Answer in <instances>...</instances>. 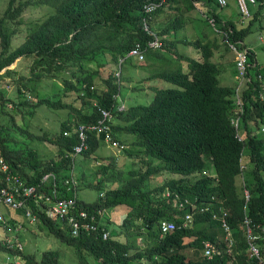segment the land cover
I'll list each match as a JSON object with an SVG mask.
<instances>
[{"label": "trees", "instance_id": "1", "mask_svg": "<svg viewBox=\"0 0 264 264\" xmlns=\"http://www.w3.org/2000/svg\"><path fill=\"white\" fill-rule=\"evenodd\" d=\"M5 1L7 7L0 13V83L10 77L15 90L8 94L0 90L1 155L29 186L40 185L39 192L50 196L51 201L55 200L53 192L57 190L68 199L76 194L77 210L95 215L109 236L104 238L103 229L73 235L66 222L54 215L44 201L42 205L31 202L36 217L34 223L24 209H9L14 211L9 215L14 221L15 214V223L3 214L6 224L0 221V226L5 225L8 236L0 243V257L6 256L14 263L65 264L61 250L37 248L33 238H18L16 229L20 224L36 239L38 234L31 227L37 226L38 233L59 243L60 249L70 250L77 264H139L140 260L148 264H260L256 259L252 262L246 253L248 245L243 226L246 218L251 220L252 226H264V135L261 131L264 101L253 99V95L244 90L242 97H246L242 98L240 126L236 129L232 120L239 109L237 97L234 87L221 79L222 70L215 62V53L226 51L224 39L233 44L244 41L257 27L264 29V0H256L258 9L247 28H244L237 0H227V5L221 9L217 0ZM152 6L157 8L148 11ZM33 8L43 10L44 14L42 18L27 21L24 15ZM199 11L206 13V19L199 16ZM189 16L193 17L194 22L189 20L196 33L200 32L198 39L189 43L200 50L201 57L190 60L187 72L179 69L160 72L157 77L153 73L117 82L118 74L123 75V65L132 60L129 52L139 43L164 38L165 49L171 53L177 34L186 31L184 18ZM210 17L215 20V31L222 37L221 42L211 40L204 30ZM20 37L23 43L15 48L14 41ZM148 54L156 56V53ZM26 59L30 65L27 73L21 74L17 67L25 65ZM16 63L18 66L13 67ZM115 66L118 68L114 69ZM106 72H109L107 77ZM155 79L172 86L160 87ZM98 80L104 81L107 90L92 88L97 87ZM52 83L61 85L57 101L50 92L45 94L44 91ZM141 83L151 85L144 96L148 104H141L140 98L134 97L127 100L125 112L119 111L115 97L126 93L120 88L135 89ZM68 96H77L81 108L66 102ZM67 109L71 113L66 118L61 117L59 131L52 129L41 136L32 132L37 111L48 116L49 112ZM106 112H109L107 117ZM82 127L88 128L85 129L88 148L75 156V148L82 144ZM92 127L98 129L90 131ZM17 133L26 135L27 139L19 141ZM107 136L128 146L123 149L124 153H133V159L138 164L144 163L148 171L141 174L132 171L123 176L111 159L108 165L98 167L97 174L102 171L105 178L92 188L99 196L93 202L86 201L79 194L90 188V184L85 186L86 174L78 158L100 160L97 158L102 149L100 143ZM40 142L54 146L55 155L43 157ZM241 161L251 167L246 177V187L251 193L248 204L240 187ZM208 170L217 174V181L201 175ZM158 172L179 175L180 179L145 190L146 177L149 179ZM47 175L48 180L42 183ZM119 177L123 178L117 189L101 187ZM71 179L72 184L77 185L68 191L64 183ZM104 190L106 195L102 197ZM167 190L200 208L211 202L213 206L208 213H195L192 223L183 227L191 206L179 213L178 208L166 201ZM213 198L225 202L221 205ZM122 206L129 208L126 218L122 212L115 213L120 219L124 218L122 224H116L106 214L103 220L104 214H99ZM221 207L238 239L235 262L226 254L225 229L221 222L225 216L219 212ZM162 221L174 222L177 229L162 236L159 230ZM255 233L261 235L257 228ZM138 240L144 248H137ZM206 243L212 247L211 256L206 255ZM258 243L260 260L264 263V241L260 239ZM36 250L42 251L41 255ZM5 260H0L4 261L0 264Z\"/></svg>", "mask_w": 264, "mask_h": 264}, {"label": "clouds", "instance_id": "2", "mask_svg": "<svg viewBox=\"0 0 264 264\" xmlns=\"http://www.w3.org/2000/svg\"><path fill=\"white\" fill-rule=\"evenodd\" d=\"M221 1H224V3H222ZM162 2H165V0L164 1L162 0ZM237 3L239 6V9L241 10L242 18L244 21V28H247L249 26L250 22L253 20V16L255 13L254 11H256L258 9L257 8V6H258L257 1L256 0H237ZM216 4L219 6L220 9L224 8L227 5V0H217ZM199 13H200V15H199L200 17H203L204 19H206L207 15L204 11H201V12L199 11ZM194 16L198 17L196 14ZM189 19H191V16H189L188 18L187 17L184 18V21L186 22V34H189L192 37L196 36V38L195 39H188L186 36H184L180 40H177L175 46L172 48V51L169 54L170 55L169 57L164 56L165 53L169 52L168 49H165L166 44H165L164 38H158V37H155L153 40H149L146 44L139 43L133 51L129 52L128 57L129 58L131 57L133 60L136 61V62H132L133 64L131 63L133 65V67L135 68V71H136V68H142L141 74L136 73V74H138V76L147 74L146 71L144 70V68L146 66H149V62H150L149 60L151 58L152 59H159L160 58L159 60H151V61L164 62L165 63L166 68L161 69L160 72H168L169 69H171V68H173L176 72L179 69L182 70L183 72H187L189 69L190 60L200 59V57H201L200 56V50H197L193 45H191L192 43H194L195 40L198 39L197 33H200V32L198 30L196 33L195 26L193 25L192 22H190ZM192 19H193V17H192ZM192 19H191V21H193ZM208 23L215 30V20L210 17L208 19ZM263 26H264V20H263ZM252 32H251L252 34L250 33V35L244 41L243 40L238 41V42L233 43V44H231L229 42V40L224 39L225 44H226V48L232 52V55L230 58L233 57V59L229 58V54H228L227 50L222 51V53H215L216 54L215 60L217 61V62L216 61L215 62L217 64H223L224 65L226 61H229L231 64L234 65V67L236 69L235 83L232 85H229V86L234 87L235 95L237 97L236 104L239 106V109H236V111L234 112V118L232 120V124L235 126L236 129L240 126L239 125L240 117H241L240 110L241 111L243 110L242 109V106H243L242 101L246 97V96L242 97V92L244 90H247V92H250L253 95L252 96L253 99L259 98L260 100L264 101V29L257 27L256 29L252 30ZM166 39L170 42V40L168 38H166ZM189 42H192V43H189ZM180 44L186 45L188 47V49L194 48L198 52H194V53L190 52L188 54L186 53V56H184V57L181 56L182 53H177V54H179V56H177L173 52L177 48V46ZM134 52H136V53H134ZM148 53H156V56L153 57V56L149 55ZM197 54H198V57H197ZM225 56H227L228 58H226ZM178 59H181V61H186L187 64L186 65L180 64L178 67L175 66L178 64ZM219 67L222 70L220 73L221 74L224 73L225 67L224 66H219ZM120 68L121 67L119 66V69ZM159 75L160 74L157 73V74H155V77L159 76ZM118 76H119V80L117 82L123 80V83H124L125 80L123 79V75L118 74ZM128 78H131V76H129ZM122 85H124V84H122ZM170 86H172V85H170ZM148 87L151 90V85H148ZM92 88L94 90L97 89V87H95V86H92ZM125 89H128V88L125 87ZM125 89H123V86H122V89L120 88V90H125ZM105 90H107V87L103 91H105ZM140 97L141 96H136L135 98H140ZM115 98L119 103L118 104V110L121 112H125L124 111L125 105H126L127 100H129V99H126V96L123 93H122V95L119 94ZM242 98H244V99H242ZM134 104H137V103L134 102ZM261 127H262L261 128L262 134L264 135L263 125ZM93 128L94 127L90 128L89 130L94 131V130L98 129L97 127H95V129H93ZM87 130H88V128H87ZM237 138L239 139V141L242 140V138H239V136ZM102 142L109 144L114 149L120 150V151H123L124 148L128 147V146H126V145L124 146L122 143H120L121 141L118 142L117 140H114L113 138H111V136H107L106 139ZM114 144H117V145H114ZM87 148H88V146H87ZM129 150H130V148H129ZM126 154H130V153H126ZM129 156L132 157V154H130ZM142 165L144 166L145 172H147L148 167L144 163ZM248 165L249 164L246 161L245 162L241 161V166H240V171H241L240 182H241V185H240V187L242 188V192H243L246 204H248V202H250V200H251V193H250L249 189L246 187V177H247V174L249 173L250 168H251ZM95 175H98L97 172H95ZM122 175H123V173H122ZM201 175L208 176L211 179H215L216 181L218 180L217 174H213V172L209 171V170L204 171ZM91 177H92V174L88 176V178H91ZM161 177L165 178L164 179L165 181L163 182L162 185H164L166 182H168L170 180H179L180 179L179 175H174V174H171L169 172H163V173L158 172V173L153 174L149 179L146 177V179H145L146 188H149L150 186L156 185V183H158V181H160V179H158V178H161ZM167 177H168V179H167ZM119 180H120V178L117 179L116 181L112 180L110 182V184L106 185L107 186L106 188L109 190L111 188L117 189V187H120ZM64 185L67 187V190L70 191L71 187H74L77 184L75 182H74V184H72L71 182L69 184H67L65 181ZM158 187H160V186H155L154 189L158 188ZM60 196H61V194H60ZM75 196H76V194H75ZM61 197L64 198L63 196H61ZM164 197H165L166 201H168L170 204H173V206L175 208L179 209V213L181 212V210H185L187 206H191L189 212L186 213V216L184 219L185 221L183 223V227H187L189 223H192V220L194 219L193 216L195 213H199V214L208 213V212H210V208L213 206V202H211L205 208H202V207L200 208L195 203H191V201L188 199L180 198V196L178 194H174L170 190H167L165 192ZM66 199H68V198H66ZM69 199L76 200V198L74 196L72 198H69ZM171 199L173 201H171ZM213 200L218 202L221 205L225 202L224 200H218L215 198H213ZM117 209H121V207L115 208L112 211L114 212ZM72 212L75 215L74 217L77 218L78 221L80 222V224L82 225V227H80L79 233L75 234L73 232L68 221H62V222H66L68 228L70 227L73 235L78 236L82 231H85V230L92 233V232H97V231L103 229V227L100 225V221H97L98 218L95 215H91L86 210L85 211L84 210L78 211L77 210V204H76L74 211H72ZM81 212L87 213L88 218L84 220L83 217H81V214H80ZM108 212L109 211H105L103 213L99 212L100 215L104 214V217H102L103 220L105 219V214H108ZM118 212H123V211L119 210ZM219 212L221 213V215L225 216L221 222H222V225L225 229L224 241L227 245L226 254H228L231 257L232 261L235 262L236 261V254H237L236 245L238 244V239H237V237L235 239L234 232H233L232 228L226 222L227 214H226L225 209L223 207H221ZM179 213H177L175 215V217H177V218L180 217ZM106 217H108V216L106 215ZM214 217H217V215L215 214ZM80 219H82L83 221H81ZM163 222L173 223L175 225L174 230L177 229V226L174 222L162 221L161 223H159V230H160V234L162 236H166L167 234L174 231V230L170 231L166 234L163 233L162 227H161ZM87 223H90L89 229L84 227L85 226L84 224H87ZM1 226L3 228H5L4 225H1ZM256 228L258 229V232L261 235H258L255 233ZM104 230L105 229L101 230L103 236H104V234H107V237H108L109 234ZM243 230H244L246 242L248 245L246 253L249 256L250 260L252 262H254L253 260L256 259V260H259L260 264H264L260 260L261 248H260V245L258 243V240H260V239L264 241V226H262V227L261 226H258V227L252 226L251 220L246 218L244 221ZM192 241H193V239L190 242H192ZM190 242H188V243H190ZM205 248H206V255L211 256L212 255V253H211L212 247H211L210 243H206ZM25 262L26 261H24V262L17 261L16 263L26 264ZM147 262L148 261L140 260L139 264H148ZM5 264H15V263L12 259L7 258L5 260Z\"/></svg>", "mask_w": 264, "mask_h": 264}, {"label": "rangeland", "instance_id": "3", "mask_svg": "<svg viewBox=\"0 0 264 264\" xmlns=\"http://www.w3.org/2000/svg\"><path fill=\"white\" fill-rule=\"evenodd\" d=\"M7 7V3L5 0H0V13H3L4 10L6 9ZM44 14V11L43 10H38V9H29L25 15H24V18L27 20V21H30V20H36L38 18H42ZM25 28V27H23ZM204 30L205 32L207 33L208 37L211 39V40H218V42H221L223 39L222 37L218 36L217 33L215 32V30L210 27L208 24L205 25L204 27ZM203 30V31H204ZM186 36L188 39H195L196 36L192 37L190 36L189 34H186V31H181L177 34V39L180 40L182 37ZM22 37V36H21ZM17 38L15 39L14 41V45H15V48L18 47L20 44L23 43V38ZM228 54H229V58L231 57L232 55V52L229 51L226 47H224ZM174 52L176 53H182L181 56H186V53H194V52H198L196 49H188V47L184 44H180L177 46V48L174 50ZM170 52L168 53H165L164 56L165 57H169L170 55ZM179 58V57H178ZM160 59V58H159ZM159 59H150L149 61V66H146L144 68V70L146 71L147 75L148 76H152L153 73L154 75L157 74V73H160V70L161 69H165L166 68V65L164 62H154V61H151V60H159ZM231 59V58H230ZM20 60V59H19ZM18 60V61H19ZM27 61H25V65L23 66H18L16 63L13 67H15L16 65L18 66L17 69H21V74H26L28 71L27 67H29L30 64H28V59H26ZM216 61V60H215ZM132 62H136L135 60H131L129 62H127L126 64H124V67H123V79L126 81L128 79L129 76H131V78H141L138 76V74L136 73H139L141 74V71H142V68H136V71H135V68L133 67V65L131 64ZM217 62V61H216ZM180 64H184L186 65L187 62L186 61H181V59H178V64L175 65V66H179ZM225 68H227V66L232 69V64L229 62V61H226L225 62ZM111 67V66H110ZM150 69H149V68ZM114 69L118 68V66H115L113 67ZM169 71H174L173 68L169 69ZM108 73L109 72H106L105 76L107 77L108 76ZM138 76V77H137ZM157 77V76H156ZM18 76H15V79H17ZM144 78V77H143ZM147 81V80H146ZM155 84H157L158 86L160 87H169L170 84L161 80V79H155ZM136 82L133 81V85L135 84ZM136 85V84H135ZM149 84L147 83H141V84H137L136 88L134 89H131V87H127L128 89H125L124 91L127 93H125V96H126V99L130 98L129 100L133 99L134 97L136 96H141L140 99H139V102H141V104H148V100H146V98L144 96H146L148 94V91L150 90L149 87H148ZM61 88V85H54V83H52L51 85H48L46 86V88L44 89V91H46L45 94H47L48 92H50V95L51 97L57 101L59 99V96H58V93H61L62 89ZM97 88L99 91H103L105 88H106V85L104 83V81L102 80H98L97 81ZM0 90H3L5 91L7 94L8 93H11L15 90V86L14 84L12 83V78L10 77H7L5 78V80H3V82L0 83ZM131 90H134L133 92ZM53 95H56V96H53ZM70 95V94H69ZM131 96V97H130ZM66 102L68 103H71L75 108H81V100H78L77 99V96H68L66 98ZM152 103V102H151ZM11 108V107H10ZM40 112V113H39ZM39 112L37 111V116L34 118L33 120V124H32V132H34L36 135L38 136H41L43 133H45V131H52V129H55V130H60L61 128V125H60V122H61V117H65L66 118V115H68V113H71V110L70 109H67V110H64V112L62 111H59V112H49L47 113L46 115L48 116H44L43 115V112L39 110ZM20 119V118H19ZM20 121V120H19ZM18 140H23V139H27L26 135L24 134H18ZM37 145V144H36ZM39 150H40V153L43 157L45 158H51L52 156H54L55 154V147L52 146V145H49L47 143H43V142H40L39 143ZM118 154H121L119 153L118 151H116ZM130 152V151H129ZM130 154H133L130 152ZM117 155V154H116ZM122 155V154H121ZM119 156V155H117ZM128 156V159L125 158V157H121L119 156L120 159H125V164L123 166L124 169V173H123V176H128L130 175V172L129 170H131V168L134 170L133 168V164H132V158L133 156H129V154H127ZM131 160V161H130ZM135 162H137L136 159H133ZM138 163V162H137ZM160 179V181H158V183H156V185L154 186H150L149 188H146L145 190L147 191H151L154 189L155 186H161L163 184V182L165 181L164 177H161V178H158ZM168 179V177H167ZM93 178L91 177L90 178V182H93ZM91 185V184H90ZM94 187V185H92ZM111 190V189H110ZM81 195H83V197L85 199H87L88 201L90 202H93L99 195H98V192L93 189V188H85V190L83 192H81ZM80 195V196H81ZM106 195V191H102L100 196H105ZM121 210V209H119ZM114 212L113 211H110L108 212V214H106L109 218H112V220H115V223H121L123 222L124 218H126L127 214H128V211L127 213L125 214V212H122V216H124V218L120 219L119 217H117L116 215L112 216ZM121 215V214H119ZM115 216H116V219H115ZM114 222V221H113ZM21 228V229H20ZM34 229L35 232H37L38 234V240L36 241L37 243V248H39V246L42 248V249H46V248H52L53 250H56L58 252H60V250L62 251V254H61V259L64 261L65 264H77V261H76V257L73 255V253L67 249L64 248L63 250V247L60 249L59 246L56 242V244L54 243L55 241H53V239H50V238H46L45 235H43L42 233H38L39 232V228L37 226H34V227H31ZM18 231V233L16 234V236L20 239L22 238H33L34 241L36 239V236L33 235V236H30L29 233L27 231H25V227H21V225L19 224L18 226V229H16ZM8 236V233L6 232V230L0 226V243L6 239ZM124 238H122L121 240H123ZM137 248H144V244L141 243L139 240L137 242ZM54 247V248H53ZM37 251V250H36ZM39 255H41L42 251H37ZM189 257V256H188ZM192 255L189 257L191 258ZM194 261H196L195 259H193ZM5 264V263H4Z\"/></svg>", "mask_w": 264, "mask_h": 264}, {"label": "built area", "instance_id": "4", "mask_svg": "<svg viewBox=\"0 0 264 264\" xmlns=\"http://www.w3.org/2000/svg\"><path fill=\"white\" fill-rule=\"evenodd\" d=\"M164 1V0H163ZM224 3V1H221ZM157 8L156 6H152L148 9V11H151L153 9ZM136 53V52H134ZM105 116H109V113L106 112ZM87 129V128H85ZM84 127L81 128V134L80 137L82 139V144L80 146H77L75 148L74 155L81 154L86 148V132ZM95 129V127L93 128ZM117 145V144H114ZM49 176H45L42 180V183H44L46 180H48ZM73 183V180L66 181L67 184ZM41 186H29L25 180L22 179V177L18 174H16L12 168L5 162L1 155L0 150V221L3 224H6V218L4 217L2 213L3 208L12 209V210H20L24 209L26 212V216L31 220V223H34L36 220V217L31 209V202L34 205H42V201L46 203V205L51 209L50 211L58 216L62 221H68L71 229L75 234H78L80 231V227L82 225L78 221L77 218H75L72 211H74L76 207V200L74 199H64L60 196V191H54V197L55 200L51 201L50 196H45V194L39 192V188ZM61 197V198H60ZM52 203V204H51ZM81 217L83 219L88 218V214L85 212H81ZM87 229L90 228V223L84 224ZM5 226V225H4ZM162 232L168 233L170 231H173L175 229V225L173 223L169 222H163L162 223ZM104 237H107V234H104ZM19 264V263H15Z\"/></svg>", "mask_w": 264, "mask_h": 264}, {"label": "crops", "instance_id": "5", "mask_svg": "<svg viewBox=\"0 0 264 264\" xmlns=\"http://www.w3.org/2000/svg\"><path fill=\"white\" fill-rule=\"evenodd\" d=\"M197 57H198V54H197ZM226 58H228L227 56H225ZM231 59H233V57L231 58ZM217 65H219V66H224L225 67V65H223V64H217ZM235 75H236V69H235V67H234V65L232 64V69H230L228 66H227V68H225V71H224V73H222L221 74V79L226 83V85H232V84H234L235 83ZM100 146H101V150H100V156L97 154V158H100V160H98V159H95V157H93V158H90L89 160H87V159H83V157H79L78 158V162H79V164H81L82 166H83V173L84 174H86V178L84 179V181H85V183H86V185L85 186H87V184L89 183V184H91V185H89L90 186V188H92V185H96V184H99V182L100 181H103L104 180V178H105V176H104V172H100L99 171V173H98V175H95V172H98V167L99 166H103V165H108L109 163H110V161H111V159H113L114 160V163H115V167L117 168V171L118 172H121V173H124V170H126V169H124L123 168V166H124V164H125V159H120L119 158V156H121V157H125V158H127L128 159V156H127V154L126 153H124V151H120V150H116V149H114L112 146H110L109 144H106V143H104V142H102V143H100ZM116 151H118L119 153H121V154H118ZM119 155V156H117V155ZM102 157V158H101ZM104 157V158H103ZM107 159V160H106ZM133 162H132V164H133V168H134V170L131 168V170H129V171H134V172H137V173H135V174H141L142 172L144 173L145 172V170H144V166L142 165V164H138L137 162H135L133 159H131ZM130 160V161H131ZM126 164H127V162H126ZM127 171V170H126ZM131 172H130V174H131ZM88 174H92V178H93V182H90V178H88ZM120 178V180L123 178V177H119ZM84 186V187H85ZM101 187H103V188H105V187H107L106 186V183H104V185L103 186H101ZM100 189H102V188H100ZM81 195V192H80V194H79V196ZM74 197H75V195H74ZM77 197V196H76ZM80 197H82L83 199H85L84 197H83V195H81ZM86 201H87V199H85ZM121 210L123 211V212H125V214L127 213V211H129V208L128 207H126V206H122L121 207ZM83 211V210H82ZM119 211V209H117V210H115L114 211V213L112 214V216H114L115 215V213L116 212H118ZM10 212H14V211H9V209H5V208H3L2 209V213L3 214H6L7 215V217L11 220V218H10V215L12 214V213H10ZM9 213H10V215H9ZM15 214H14V216H13V220L14 221H12L13 223H15ZM120 217V216H119ZM81 218V217H80ZM81 221H83L82 219H80ZM86 222V221H85ZM17 224V223H16ZM30 229V228H29ZM40 233H42V232H40ZM43 234V233H42ZM44 235V234H43ZM45 237H46V235H45ZM39 238V237H38ZM38 239H35V244H36V246H37V243H36V241H37ZM5 260L6 259V256L5 257H0V260ZM2 262H4V261H1L0 263H2Z\"/></svg>", "mask_w": 264, "mask_h": 264}]
</instances>
